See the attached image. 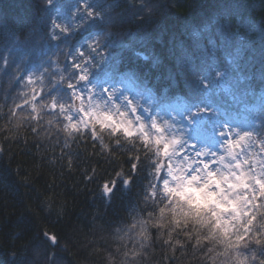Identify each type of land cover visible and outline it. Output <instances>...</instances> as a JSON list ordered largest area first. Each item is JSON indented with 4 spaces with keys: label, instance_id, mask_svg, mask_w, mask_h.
<instances>
[{
    "label": "trees",
    "instance_id": "16d2710c",
    "mask_svg": "<svg viewBox=\"0 0 264 264\" xmlns=\"http://www.w3.org/2000/svg\"><path fill=\"white\" fill-rule=\"evenodd\" d=\"M79 60L208 140L207 109L246 128L249 211L171 190L155 136L71 125ZM0 264H264V0H0Z\"/></svg>",
    "mask_w": 264,
    "mask_h": 264
},
{
    "label": "rangeland",
    "instance_id": "374dc122",
    "mask_svg": "<svg viewBox=\"0 0 264 264\" xmlns=\"http://www.w3.org/2000/svg\"><path fill=\"white\" fill-rule=\"evenodd\" d=\"M65 26L64 19L57 20L58 30ZM81 61L77 64L85 84L73 86V105L64 107L71 125L80 126L96 118L147 138L155 136L168 148L166 184L171 190L184 194L198 207L212 210L226 227L249 211L254 179L262 183L263 179L252 168L254 148L246 128L237 121L223 122L215 110L207 109L215 141L201 133L202 137L193 138L192 130L200 122L182 107L153 109L152 100L132 84L93 82L89 67L81 65ZM186 118L192 119V124Z\"/></svg>",
    "mask_w": 264,
    "mask_h": 264
}]
</instances>
